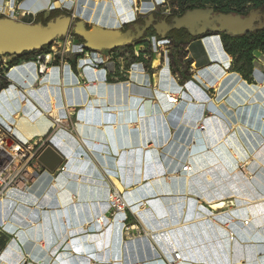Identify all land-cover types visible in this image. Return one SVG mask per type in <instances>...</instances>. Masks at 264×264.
I'll use <instances>...</instances> for the list:
<instances>
[{
  "label": "crops",
  "instance_id": "crops-1",
  "mask_svg": "<svg viewBox=\"0 0 264 264\" xmlns=\"http://www.w3.org/2000/svg\"><path fill=\"white\" fill-rule=\"evenodd\" d=\"M90 1L23 0L30 15L20 14L35 19L60 9L89 25L80 13H93L98 0L88 10ZM16 2L0 0V9ZM120 3L132 8L114 0L118 12ZM175 52L172 62L152 55L147 85L110 82L82 56L54 63L42 82L38 59L9 72L0 125L24 144L48 137L64 160L45 169L29 194L0 203V264H158L175 252L178 264H264V103L232 98L244 84L258 88L264 55L255 53L246 80L231 69L220 35ZM168 91L183 100L169 104ZM66 108L74 132L53 129L51 117H65ZM186 163L193 172L182 171ZM113 185L132 207L147 204L140 217L150 236L126 240L123 215L104 230L87 229L109 211Z\"/></svg>",
  "mask_w": 264,
  "mask_h": 264
},
{
  "label": "built area",
  "instance_id": "built-area-1",
  "mask_svg": "<svg viewBox=\"0 0 264 264\" xmlns=\"http://www.w3.org/2000/svg\"><path fill=\"white\" fill-rule=\"evenodd\" d=\"M23 0H17L15 6H9L3 4V8L0 9L2 15L15 18L20 16V12L23 11ZM133 10L136 14L141 11L138 6V1L133 0ZM23 15H30L29 11H23ZM158 39V38H157ZM60 41V40H59ZM57 42V41H55ZM73 43L72 39L65 38L64 49L67 52L68 48ZM68 48V49H67ZM121 49L107 51L106 56L101 62H95L102 57L104 52H92L86 50L84 46L80 49L82 59L89 60L92 64L91 67L94 70L103 68L110 82H135L140 85L149 84V75L147 71L149 67H152V61L154 56H158L164 60H173L172 50L174 47L168 39H158L157 44L154 46L152 54L147 53L144 49H137L130 55V52H122ZM153 55V57H152ZM43 57V58H42ZM37 61V81H45L50 74L51 67L56 62L64 63V57L58 56L57 51H50L46 55H43ZM59 58V60H58ZM16 60L14 56H0V86L8 85L10 83L8 74L15 67L12 63ZM81 60V59H80ZM67 62V61H66ZM69 66V65H68ZM166 101L171 105H177L183 100L182 94H174L172 92H165ZM73 112L66 108V116L60 118H54V130L64 129L68 132H73L75 126L72 121ZM203 126L201 127V129ZM48 137H42L36 139L32 144H24L16 140L11 134L7 135L0 130V203L4 200H10L9 197H13L19 193L22 195L29 194L32 186L40 179L45 167L39 162V157L43 151L48 147ZM242 168V166H241ZM194 167L191 163H186L182 171L184 173L193 172ZM109 211L102 217H99L96 221L87 226V229H95L98 224L102 230L106 229V225H113L118 215L124 216L123 234L126 240L135 239L138 237L150 236L151 232L144 226L140 213L147 209V204L142 202L138 208L132 207L125 199L123 193L119 191L116 186H112L108 194ZM249 220L244 224L248 225ZM229 239L231 242L235 240V233H229ZM182 261V254L175 252L172 259H160L158 264H178Z\"/></svg>",
  "mask_w": 264,
  "mask_h": 264
},
{
  "label": "water",
  "instance_id": "water-1",
  "mask_svg": "<svg viewBox=\"0 0 264 264\" xmlns=\"http://www.w3.org/2000/svg\"><path fill=\"white\" fill-rule=\"evenodd\" d=\"M52 10L45 11L48 19ZM169 15L156 22L153 14L148 15L141 24H133L128 29L104 28L97 25L88 27L83 19H76L74 14H61L46 24L25 23L0 13V56L17 57L34 53L50 46L70 33L84 40L86 50L100 53L126 48L141 41L153 28L161 39L175 30H186L193 37H203L208 33H225L232 37H241L264 29L262 10H251L246 16L241 14L217 13L213 8L193 9L181 16L167 21ZM39 162L49 172H54L63 163L64 158L51 146L39 157Z\"/></svg>",
  "mask_w": 264,
  "mask_h": 264
},
{
  "label": "trees",
  "instance_id": "trees-1",
  "mask_svg": "<svg viewBox=\"0 0 264 264\" xmlns=\"http://www.w3.org/2000/svg\"><path fill=\"white\" fill-rule=\"evenodd\" d=\"M177 6L179 10H181V15L188 10L199 8H213L217 13H234L241 15H247L251 10H262L264 15V0H177ZM67 12L68 11L66 10L57 9L52 11V15L56 17ZM44 13L45 12L39 14L37 18L41 19ZM43 24L46 23L43 22ZM127 26H131V24ZM210 34L211 33H208L207 35ZM72 35L77 42L84 46V40L81 37L74 34ZM220 36L224 43L225 50L236 60L233 70L239 73L246 80H251L254 70V62L256 59L255 53L261 52L264 55V29L243 35L241 37H232L225 33L220 34ZM149 37L161 39L157 36L155 31H152L144 38ZM198 38L200 37H193L186 30H175L168 33L165 39L170 40L174 49L179 51ZM50 48L51 47L48 46L31 54L25 53L17 57L12 65L15 66L23 61L35 60L42 52L49 53L50 51L48 50H50ZM1 86V89L6 88L5 84ZM4 245L5 242L0 241V249H2Z\"/></svg>",
  "mask_w": 264,
  "mask_h": 264
},
{
  "label": "rangeland",
  "instance_id": "rangeland-1",
  "mask_svg": "<svg viewBox=\"0 0 264 264\" xmlns=\"http://www.w3.org/2000/svg\"><path fill=\"white\" fill-rule=\"evenodd\" d=\"M87 1H89V0H87ZM110 1H112V0H110ZM130 1L132 3V6H133V4H134L133 0H130ZM137 1H138L139 8H141V11L138 14H136V17H134V19L132 21L122 24V27H125L127 25L133 24V23L137 22L139 18L146 17V16H148L150 14H153V13L158 15V16H160L159 17L160 20L163 19L162 17L164 15L180 16L182 14L181 10H179V8L177 6V0H163V2H160L158 0H137ZM100 2L102 3V0L101 1L99 0V2L97 1V3L95 2V0H91L90 3L89 2L87 3L86 8L88 10H92V6L93 5L91 6V4H93V3L94 4L95 3L98 4ZM0 6H1V4H0ZM132 9H133V7H132ZM93 14H94V12L92 13V15ZM25 17L26 16H22V14H21L20 16L15 17L13 19H16V20H19V21H22V20L32 21L33 20L32 23H36V21H34V17L33 16H29L28 18H25ZM76 19H79V18H76ZM91 23L92 22H90L89 25ZM65 38H67L68 40L72 39V41H73V43L71 44V48H70V46L68 47L70 49L69 52H67V50L64 49V47H65ZM65 38L61 39L60 41L57 40V42L52 43L50 45L51 48L48 51H53V49H54V51H57L58 56H62L63 55L65 62H66V58L67 57H69V59H74V57H76V58L81 57V55L78 54V53H80V49L82 48L83 45H81V43H79L76 40H74V37H73V35L71 33ZM157 41H158L157 38L149 37V38H147L145 40H141V41H139L137 43H134L131 46L123 48L122 50H120V53H122V52H124V53L130 52V55L132 56L133 52L135 51V48H136V50L137 49H144L147 53L152 54L153 48L157 44ZM105 52H107V51H105ZM47 53L48 52H46V53L42 52L41 54H39L36 57V59H39L41 56L46 55ZM175 53H176L175 49H173L172 50L173 58L175 57ZM58 60H59V58H58ZM235 62H236V60L233 58L231 69H233ZM260 64L257 65V69H256L257 73L255 75L256 76V80L259 83L257 85L258 88H250L246 84H244V86L242 88H239L237 93L234 94V96H232V98L237 97L240 100L244 99V100H247L246 102H248V103L251 102V100H252V102H262V103H264V60H262V62L260 61ZM157 65H158V62H157ZM1 87L2 86H0V89H1ZM1 90H3V89H1ZM1 90H0V92H1ZM56 108L59 109L58 107H56ZM75 124L76 123L73 122L74 126H75ZM4 126H5L4 124L0 125L1 132L5 133L7 135L11 134L12 133L11 129L9 127H5L4 128ZM75 130H76V126H75V129L73 130V132ZM246 164H248V163H244L242 165V169L246 166ZM119 191H120V189H119ZM9 198L11 199L13 197H9Z\"/></svg>",
  "mask_w": 264,
  "mask_h": 264
},
{
  "label": "bare ground",
  "instance_id": "bare-ground-1",
  "mask_svg": "<svg viewBox=\"0 0 264 264\" xmlns=\"http://www.w3.org/2000/svg\"><path fill=\"white\" fill-rule=\"evenodd\" d=\"M158 1L163 2V0H158ZM45 2L46 0H41V5H45ZM119 8L121 9L120 12H118L115 8L114 0L112 1L102 0V3L100 2L96 4L95 9L93 11L94 12L93 15L92 14L86 15L83 13H80V14L86 20H88L89 22H92L95 25H99L101 27H106V28H115V27L120 26L122 23L132 21L135 17L134 15L136 14L132 8L131 9L124 8L123 4L121 3H120ZM33 91L34 90L28 91L30 96ZM0 101H2V98L0 99ZM9 201L10 200H6V201L4 200V204L6 205L7 203V206H8ZM219 207H222V205H220Z\"/></svg>",
  "mask_w": 264,
  "mask_h": 264
},
{
  "label": "flooded vegetation",
  "instance_id": "flooded-vegetation-1",
  "mask_svg": "<svg viewBox=\"0 0 264 264\" xmlns=\"http://www.w3.org/2000/svg\"><path fill=\"white\" fill-rule=\"evenodd\" d=\"M44 14H45V13H44ZM63 14H68V15H69V14H71V13L67 12V13H63ZM153 15H154V17H155V19H156V22L162 21V20H164V19L166 18V15H164V16L162 17L163 19L160 20V19H159L160 16H158V15H156V14H154V13H153ZM243 16H246V15H243ZM56 17H57V16H56ZM146 17H147V16H146ZM146 17H141V18H139L138 21L135 22V23H136V24H141V23H143ZM173 17H175V16L169 15V17L167 18V21H170ZM53 18H55V17H54L52 14H51V16H50L48 19H46V18L44 17V15H43V17H42L41 19L35 18L34 21H36L37 23H43V22L47 23L49 20H51V19H53ZM135 23H133V24H135ZM133 24H131V26H132ZM131 26H125V27H123V29H128V28L131 27ZM88 27H91V26L88 25ZM152 31H154L153 28H151V29L147 32V34H146L145 36L149 35ZM145 39H147V38H143L142 40H145ZM74 40H75V38H74Z\"/></svg>",
  "mask_w": 264,
  "mask_h": 264
}]
</instances>
